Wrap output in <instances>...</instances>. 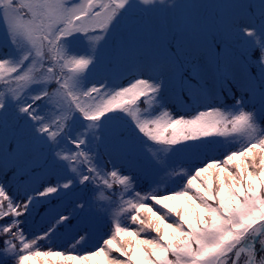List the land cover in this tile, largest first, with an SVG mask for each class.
<instances>
[{"label":"snow or ice","instance_id":"obj_1","mask_svg":"<svg viewBox=\"0 0 264 264\" xmlns=\"http://www.w3.org/2000/svg\"><path fill=\"white\" fill-rule=\"evenodd\" d=\"M41 257L264 264V0H0V264Z\"/></svg>","mask_w":264,"mask_h":264},{"label":"trees","instance_id":"obj_2","mask_svg":"<svg viewBox=\"0 0 264 264\" xmlns=\"http://www.w3.org/2000/svg\"><path fill=\"white\" fill-rule=\"evenodd\" d=\"M128 78H130V77L126 74L124 77H122L118 81V83H126V80ZM221 151H222V149H221ZM102 235H103V233L99 236V238L94 243L88 244L86 247H92V248H94L96 246V243L99 241V239H100V237ZM67 239H70V238H67ZM64 240H65L64 238L57 239L56 242H55V244H52L51 246L52 247H57V246L63 245L64 244ZM49 244H50V242H48V241H41V250H45L46 247L49 246ZM65 247H66V245H65ZM49 259H53V258H49ZM55 259L58 261L59 258H55ZM43 261H44V258L41 257L38 260H36L34 262V264H43ZM30 264H33V262H30Z\"/></svg>","mask_w":264,"mask_h":264},{"label":"rangeland","instance_id":"obj_3","mask_svg":"<svg viewBox=\"0 0 264 264\" xmlns=\"http://www.w3.org/2000/svg\"><path fill=\"white\" fill-rule=\"evenodd\" d=\"M169 2H171V0H169ZM189 2H191V0H189ZM204 2H214V0H204ZM102 230L103 229H98L97 231H96V233L94 234V236H93V239H92V241L91 242H94L95 240H96V238L100 235V233L102 232ZM62 238H70V237H68V236H65V237H62ZM90 242V243H91Z\"/></svg>","mask_w":264,"mask_h":264}]
</instances>
